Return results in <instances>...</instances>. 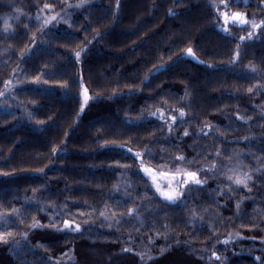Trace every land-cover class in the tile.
<instances>
[{
	"label": "trees",
	"instance_id": "1",
	"mask_svg": "<svg viewBox=\"0 0 264 264\" xmlns=\"http://www.w3.org/2000/svg\"><path fill=\"white\" fill-rule=\"evenodd\" d=\"M80 4L0 0V264H264V0Z\"/></svg>",
	"mask_w": 264,
	"mask_h": 264
},
{
	"label": "snow or ice",
	"instance_id": "2",
	"mask_svg": "<svg viewBox=\"0 0 264 264\" xmlns=\"http://www.w3.org/2000/svg\"><path fill=\"white\" fill-rule=\"evenodd\" d=\"M85 2H86V0H81V4L77 5V6L80 7ZM225 6L227 7V5H225ZM46 7H47V5H46ZM222 16H223V19H224L225 31H227V27L226 26H227V24L229 22H231V23H238L239 22V23H245V24L248 23V20L246 19V16L243 13L233 12V13L229 14V13L225 12V13H222ZM53 19H55V17H53ZM48 22L49 21H45V23H48ZM5 23L7 24V22H5ZM261 23L264 24V21H262ZM252 26L254 28L255 27H259V25H256L255 23H253ZM250 36H251V33L249 34V37ZM240 39L243 40L244 37H241ZM187 52H188V54H193V50L191 48H188ZM76 56L79 57L80 56V52H77ZM237 56H239V53H237ZM249 91H251V90H249ZM0 95H2V93H0ZM88 100H89V96H88V93H87V89H85L84 103L87 104ZM81 111H83V107L81 108ZM180 116L181 117L184 116V112L183 111L180 112ZM171 119H172L173 122L176 121V117L175 116L171 117ZM184 134L188 135L187 132H185ZM128 151L131 152V149H128ZM134 155L137 158L141 157V153H139V152L135 153ZM177 159L183 161L184 157H182V156L181 157H177ZM141 167L143 169V172L151 177L152 182L155 185L156 191L159 192V194L164 199L174 202L176 199H178L182 195V193L178 190V188L177 187H173V185H172V181L176 179V176L181 175L180 171H177V173L172 175L171 179L169 180L167 190H164L161 187V184L157 182V177L158 176H165L166 177L169 174L168 173H163V172L157 173L154 169H152V168H150L148 166H145L142 159H141ZM182 174L186 177V179L177 181L178 185H187L190 181L194 182L195 184H198V185L202 183V181L198 178L197 173H195V172L184 170ZM250 178L251 177H248L247 175L244 178L237 177L235 179V183L236 184H245L246 179H250ZM228 179L231 180V179H233V177L229 176ZM132 211H134V210L130 209L129 213H131ZM101 215H103V213H101ZM36 226H40L38 224V222H37V224L34 225V227H36ZM64 228L72 230V231H79L80 230V225L79 224H75L74 227H73V222L65 220L64 221ZM57 230H62V229H57ZM5 235H11V233L0 234V242H4V243L7 242L5 240ZM217 259H219V257H217Z\"/></svg>",
	"mask_w": 264,
	"mask_h": 264
},
{
	"label": "rangeland",
	"instance_id": "3",
	"mask_svg": "<svg viewBox=\"0 0 264 264\" xmlns=\"http://www.w3.org/2000/svg\"><path fill=\"white\" fill-rule=\"evenodd\" d=\"M80 3L81 2V0H77V3ZM225 12H227V13H229V14H231V13H233V12H236V11H222L221 12V17H222V22H223V25H222V27L225 29V24H224V19H223V16H222V13H225ZM239 13H241V12H239ZM244 14V13H243ZM53 17H55V19H53ZM43 18H44V23H45V21H49L48 23H45L47 26L48 25H55V24H57L59 21H62L63 19H62V17H60V15L58 14V13H54V12H49V13H47L46 15H44L43 16ZM246 19L248 20V23H236L237 25H239V26H243V27H247V32H246V34L244 35V38H252V37H254L255 36V34H256V30H257V27H253L252 25H253V23H255L256 25H260L261 24V22L264 20V17H263V19L262 20H257V19H248L247 17H246ZM230 24H232L231 22H229L228 24H227V26L226 27H228ZM251 33V36L249 37V34ZM12 84H13V81H9V82H7V85H6V90L3 92V94H2V97H5V98H7V97H10V91H11V86H12ZM84 93H85V88L84 87H82V89H81V98H82V105H85V103H84ZM89 96V95H88ZM170 117H172L171 115H169ZM142 171H143V169H142ZM156 171V170H155ZM180 172H181V175H179V176H176V179L175 180H173L172 181V185H173V187H177L178 188V190L180 191V189L184 186V185H178L177 184V181H179V180H183V179H186V177L182 174L183 173V171H181V170H179ZM157 173H160V172H158V171H156ZM169 175L168 176H158L157 177V182L158 183H160L161 184V187L164 189V190H167V188H168V183H169V180L171 179V177H172V175L173 174H175V173H177V171H168L167 172ZM147 175V174H146ZM148 176V175H147ZM150 179H151V177L150 176H148ZM237 177H239V176H237ZM151 181H152V179H151ZM234 182H235V179H234ZM153 183V182H152ZM190 183H194V182H189L188 184H190ZM154 185V184H153ZM154 187H155V185H154ZM158 194H159V192H158ZM160 195V194H159ZM71 222V221H70ZM74 223H73V227H74ZM63 228H64V226H63ZM65 229V228H64Z\"/></svg>",
	"mask_w": 264,
	"mask_h": 264
}]
</instances>
